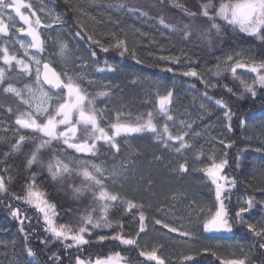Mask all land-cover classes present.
<instances>
[{"label":"trees","instance_id":"trees-1","mask_svg":"<svg viewBox=\"0 0 264 264\" xmlns=\"http://www.w3.org/2000/svg\"><path fill=\"white\" fill-rule=\"evenodd\" d=\"M46 1L50 5L48 10L53 18L59 15L63 20V24H55L53 21L54 26L43 32L46 48L54 56V67L65 63L57 53L59 46L66 44L71 51L72 61L68 62V65L73 72L85 71L79 67L81 63L90 69L87 72L89 77L95 72L94 86H87L81 81L82 86L90 94L104 90L111 92L110 98L101 97L96 101L97 109L102 110L103 119L100 121L102 126H107L108 122L115 118L117 111L125 113L130 119L145 115L149 111L155 114L156 93L164 94L169 90L173 92L171 114L175 120V127L171 130L175 133L182 128L183 125L179 123L181 120L185 125H192L191 129H187L188 136L185 137L191 147L181 152H176L174 147L164 148L151 137V134L118 138L120 152L115 154L107 145L98 144L100 151L94 156V160L103 161L107 167L118 161L127 164L122 185L108 184V181H105L110 189L119 192L127 199L143 204L138 199L136 185L137 182L144 180L145 183L141 187L143 189L140 190H147L148 193L144 192L142 197L147 198L146 201L149 203H155L158 199H151L152 195L164 196L169 190L188 189L193 186L195 176H203L195 175L192 171L210 163L213 158L217 161L227 158L229 165L225 172L234 176L237 181L231 199L226 201L230 214L234 215L240 206H244L246 199L252 198L254 207L246 214V218H251L249 222L255 221L258 226L260 222H264V190H262L264 189V151H256L258 148L264 149V89L257 88V95L252 98L249 93L244 92L240 80L234 79L227 65L222 63L226 54L240 46L250 49L259 58L264 55V44L253 37L233 34L226 28H222L221 36H216L213 31L211 43L202 39L198 35V30H206L210 26L208 18L201 14L202 6L211 3L213 7L209 11L214 15L220 0H154L155 4L147 7H144V3L140 4L133 0ZM43 3L44 5L39 7L46 6V2ZM81 7L86 14L79 10ZM129 8L139 11L130 12ZM156 8L159 11H156ZM165 10L171 12L170 18L164 15ZM189 12H195L196 15H188ZM160 18L178 27L190 25L193 30L192 35L187 40L183 39L180 32L165 29L159 22ZM217 22L223 25L219 19ZM77 31L84 39L74 35ZM87 35L98 39L101 45L109 46L110 50L107 53L102 52L100 45L86 40ZM116 39L125 40L129 48V52L122 58L119 56V49L110 47ZM92 50L97 54L95 60L90 56ZM133 51L135 57L131 54ZM162 57L169 59L165 60ZM174 58H178L180 63H173ZM137 60L140 63H137ZM105 61L116 66L118 71L97 72L96 66L103 67ZM217 64H220L219 76L215 74L218 71ZM167 67L173 68L174 72L164 71ZM191 68H194L204 81L216 86L206 88L199 78L180 74ZM237 75L249 83L254 78L244 69H238ZM227 88H231L232 92H228ZM205 92L212 100L203 95ZM215 100L223 101L227 109L231 110V131L227 126L228 118L224 115L227 109L220 108L214 103ZM9 107L12 108L11 112L7 111ZM18 109L22 111L25 107L19 106L14 97L0 92V175L6 177V183L7 178L11 177V182L8 184L9 193L0 194V264H29L32 259H35L37 264H75L77 255L82 259L94 261L97 257H106L115 252L124 255L129 264H155L139 256L142 237L149 232V222L154 221L155 217L161 218L159 212L152 207L143 204L142 209H134L131 213L121 211L119 207L111 209L109 220L112 221V227L93 229L91 236L86 234V238L91 242L78 251L76 248L67 249L63 243L54 240L44 231L43 222L38 221L35 210L21 200L13 198L11 193L24 195L23 189L29 182L31 172L35 171L38 187L45 191L48 199L56 205L59 213L58 223L76 226L79 222V214L91 203L89 192L80 194L76 203L64 197L60 190L61 182L52 180L46 168L38 164L33 165L31 169L27 168L26 154L29 148H25L22 153L4 155L9 152L16 138L15 129L18 126L15 125L14 120ZM241 120L246 121L244 126H241ZM168 123L171 126L173 122ZM26 134L32 135L30 132ZM221 140L225 143H220ZM229 142L233 146L226 148L225 144ZM54 147L57 148V154L63 157L62 151L66 146L54 142ZM225 152L227 157L224 156ZM50 154L51 151L45 149L42 150L40 157L47 161ZM185 162L189 171H179V165ZM70 167L76 166L70 164ZM71 178L77 180L76 187L81 186L82 177L73 173ZM146 183L149 185L147 186ZM16 207L21 209L22 218L23 215L29 218L25 220L23 232L20 230L19 221L10 215L11 209ZM141 210L146 216V231L139 234L140 249H132L116 241L98 240L99 235L117 232L118 222L123 224V233L126 236L137 233L136 213ZM97 215L98 213H93L94 218ZM25 233L28 234L27 239ZM207 237L205 244L222 259L247 256L249 264H264V249L259 247L264 241L248 232L244 224H234L233 236L230 238L210 235ZM225 240L237 250L229 248L222 253L221 248H226L225 243H222ZM27 248H31L35 253L34 258L27 257ZM214 248L220 249V253ZM174 264H181V261ZM186 264H220V260L210 253L203 252L195 261Z\"/></svg>","mask_w":264,"mask_h":264},{"label":"snow or ice","instance_id":"snow-or-ice-1","mask_svg":"<svg viewBox=\"0 0 264 264\" xmlns=\"http://www.w3.org/2000/svg\"><path fill=\"white\" fill-rule=\"evenodd\" d=\"M211 3L202 6V15L208 18L209 28L199 29L198 35L211 43L212 33L216 36L223 34L222 28L228 29L233 34H243L247 37H253L256 41L264 44V0H220L218 8L214 15L210 14L209 9L212 8ZM27 10V11H25ZM84 13L83 7L79 9ZM43 12V8L39 9ZM128 11L136 12L138 9L129 8ZM86 14V13H84ZM47 15V14H46ZM188 15L195 16V12H189ZM18 18V21L17 19ZM217 19L223 22H217ZM21 26L16 27L17 23ZM55 24H63V20L59 15L55 17ZM160 24L165 29L173 32H180L183 39H189L192 35V27L183 25L178 27L174 24L166 23L160 18ZM54 25L52 22H44L37 10L33 9L32 3L28 0H0V92L8 94L16 98L18 104L24 105V110L18 109V114L14 120L16 138L11 144L9 152L4 153L5 156L22 153L25 148H29L26 154V166L31 169L33 165L38 164L42 168H46L52 180L61 183L68 181L73 173L82 177L81 186L73 187V192L79 196L83 192L91 193V203L85 207L78 216V224L73 226L68 223H58L56 205L53 204L47 196V193L38 187L36 182L35 171L31 172L29 182L25 185L24 195L19 196L11 193L14 199L21 200L38 214V221L43 222V229L54 240L63 243L67 249L76 248L82 250L84 245H88L91 241L86 238L91 236L93 229L101 227L111 228L112 221L109 220V212L113 208H121V211L131 213L134 209H142L143 204L137 203L131 199H127L120 195L119 192L110 189L108 184L118 183V177H121L127 171V167L121 164L118 168L113 166L111 170L93 163L90 160H80L76 167H70V162H66L65 158L57 154V148L54 142L66 146L64 151L72 149L76 153H83L89 156H96L100 149L98 144L107 145L114 153L120 152V142L118 138L144 136L151 134V137L160 143L164 148L174 147L176 152L190 148L191 145L185 139L188 136L187 129H191L192 125L181 120L179 123L183 125L177 132L171 129L175 127V120L171 114V105L173 101V92L166 91L164 94L156 93L155 114L153 111L147 112L134 119L127 118L125 113L116 112L115 118L110 120L107 126L101 125L102 110L97 109L96 101L101 97L111 96L110 90L99 91L90 94L81 81L87 80L89 84L93 83V79L87 75L90 69L84 63L79 67L85 69L82 72H73L65 70L58 72L51 66V62L43 56L46 51V40L42 36L41 29H50ZM15 28V35L13 33ZM22 35L27 39H20ZM80 39H84L79 31L74 34ZM87 41L100 45V50L107 53L109 46L101 45L98 39H94L92 35H87ZM10 45L12 46L10 48ZM18 45V48L16 47ZM110 47L119 49V56L122 58L129 52L127 42L123 39H116ZM22 50V51H21ZM135 57V52L131 53ZM58 57L66 64L72 61L71 51L66 44H61L57 53ZM96 51L92 50L90 56L95 60ZM168 60V57H162ZM140 63L139 60L136 61ZM173 63H180L178 58L172 59ZM222 63L227 65L234 79L240 80L243 90L249 93L252 98L257 95V88L264 89V55L259 58L250 50L240 46L231 53L223 57ZM218 71L215 73L219 76L220 64L216 65ZM238 69H244L247 72L255 74L251 83L242 79L237 75ZM97 72H116L118 68L104 62V66H96ZM167 72H174V69L167 67ZM185 77H197L205 84V87H215L216 85L204 81L198 72L194 69H188L180 73ZM17 77L24 78L25 82L22 86H17L12 80ZM225 87H227L225 85ZM228 92H232L231 88H227ZM209 100L207 92L203 94ZM107 103V101H105ZM214 103L222 109H227V105L221 100H215ZM8 112L12 108L7 109ZM228 118V130H232L230 123L232 113L230 109L224 112ZM162 118V120H160ZM168 122H173L172 125ZM241 126L246 121H240ZM32 133V135L26 134ZM199 133H197L198 135ZM220 143H225L223 140ZM231 142L225 144L226 148H231ZM51 151L47 161L41 159L42 150ZM256 151H264V149H256ZM227 157V152L224 153ZM239 156L237 157V161ZM229 161L227 158L212 159L210 163H206L199 168L203 176L213 187L214 200L211 206L202 204L194 208L195 220L198 221L201 231L208 234H228L233 232L234 224H244L246 230L253 234L254 237L261 238L264 241V222L251 221L246 218L254 207L252 198L244 201V206H240L234 215L230 214V210L226 201L231 199L232 190L236 187V178L225 172ZM239 164L237 163V167ZM179 171L188 172L187 163L179 165ZM0 175V194L9 193L8 184L11 177L7 178ZM108 181V184L105 183ZM264 190V189H262ZM11 208V206H9ZM67 211H72L67 209ZM93 213H98L94 218ZM10 215L19 221L21 231L25 220L29 219L23 215L19 207L11 209ZM138 232L134 235H125L123 233V224L118 222L119 230L109 235H99V241H116L120 245L130 247L132 249H140L138 238L140 233L146 231V216L141 210L138 213ZM155 224L161 225L167 229L169 233H177L179 237H188L189 241L196 239V234L191 232L184 225L179 228L164 223L160 219L154 221ZM91 226V228H89ZM28 234L25 233V239ZM71 241V243H68ZM189 241H183L188 243ZM264 249V242L259 244ZM204 254L210 253L220 264H249L248 257L222 259L211 249H204ZM159 253V247L151 250H139V256L146 261L155 262V264H166V260ZM27 257H35V253L31 248L26 250ZM197 259V254H187L181 257V264L192 262ZM29 264H37L35 259L29 261ZM75 264H129L128 259L120 252H115L106 257H97L94 261L82 259L79 255L75 258Z\"/></svg>","mask_w":264,"mask_h":264},{"label":"rangeland","instance_id":"rangeland-1","mask_svg":"<svg viewBox=\"0 0 264 264\" xmlns=\"http://www.w3.org/2000/svg\"><path fill=\"white\" fill-rule=\"evenodd\" d=\"M44 1L48 4L46 0H28V2L32 3L33 9L37 10V13L38 15L41 16L42 21L45 22L46 20V22L53 23V21H55V18H53L52 13L48 10L50 5L49 4L47 5L45 3L46 6L39 7V6L44 5L43 3ZM133 1L140 3V4L144 3V7L155 4L154 0H151L148 2H145L144 0H133ZM41 8H43V12L39 11V9ZM156 11H159V9L156 8ZM164 15L170 18L171 12H167V10H165ZM16 19L18 21V18ZM15 26L19 27L21 26V24L18 22ZM45 30H48V29H41L43 38H44L43 32ZM13 33L15 34V28H13ZM15 35H19V34H15ZM19 38L25 39V40L27 39V37H24L22 35H20ZM46 46L47 44L45 45V47ZM11 47L12 46L10 45V48ZM16 47L18 48V45ZM43 56L46 57L51 62V66L55 68L54 60H53L54 56L53 54L49 53L47 48ZM55 69L58 72H62L65 70H72V68L68 65V63L67 64L63 63L61 66L56 67ZM244 71L247 74H251L255 76V74L253 73L247 72L246 70ZM91 78L93 79V83L91 84H89L87 80H84L85 84L90 87L94 86V84L96 83L95 72H93V76H91ZM12 82L17 84V86H22L25 80L24 78L17 77L16 79L12 80ZM18 105L20 106L21 104H18ZM62 154L65 160L67 162H70V164L73 166H77V162L80 160H90L93 163L99 164L102 167L109 169V170H111L113 166L118 168L121 164L127 165L121 161H118L111 167H107L103 163V161L98 162L94 160V156H89L83 153H76L72 149H67L66 151H62ZM192 173L195 175H198V174L203 175V173L199 171V168L192 171ZM117 179L119 181L118 183L122 185L124 174L121 177H118ZM193 179H194L193 186L189 187L188 189L185 188V190H169L164 194V196H159L156 194L152 195L151 199H158V201L155 203L154 202L149 203L148 201H146L147 198L145 199L142 197L144 195V192L148 193L147 190H140V189H143L141 187H143L145 183L144 180L141 182L139 181V183L137 182V185H136L137 186L136 189L138 190V197H139L138 199L141 200V202L145 204V206L154 208L161 215V218H157L154 216L155 217L154 221L156 219H160L164 223H168L169 225L175 226L177 228H179L181 225H184L185 228H187L188 230L196 234V239L189 241L188 237H179L177 233H169L167 229L162 228L161 225L155 224L153 220L149 222L148 224L149 232L145 233L141 240L142 249L151 250L154 247H159L158 254L163 256L167 264H174L176 262H180L181 257L183 255L197 254L198 256L199 254L203 253L204 249L206 248L209 249V247L205 244L208 240L207 239L208 235L223 237V238H230L233 236V232L228 233V234H208V233H204L201 231L198 221L195 220V212L193 211V209L201 206L202 204H207L208 206H211L212 201L214 200V191H213V187L210 185V183L207 181V179L204 176H199V177L195 176ZM76 181L77 180L75 178H70L68 181L61 183V186H60L62 195L66 197L67 199H70L74 203H76L78 199V196L73 192V187L77 186ZM146 184L147 186L149 185L148 183ZM183 241H189V242L185 243ZM222 243H225L224 246L226 247L225 249L221 248L222 253H225L226 251H228L229 248L235 251L236 247L227 244L226 240L223 241ZM232 244L236 245V243H232ZM214 250L220 253V249L214 248Z\"/></svg>","mask_w":264,"mask_h":264}]
</instances>
